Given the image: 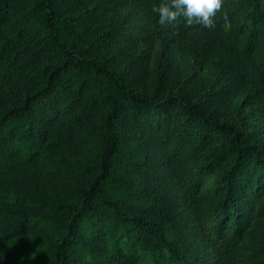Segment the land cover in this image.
Instances as JSON below:
<instances>
[{
  "label": "trees",
  "instance_id": "obj_1",
  "mask_svg": "<svg viewBox=\"0 0 264 264\" xmlns=\"http://www.w3.org/2000/svg\"><path fill=\"white\" fill-rule=\"evenodd\" d=\"M158 2L0 0V264H264V0Z\"/></svg>",
  "mask_w": 264,
  "mask_h": 264
},
{
  "label": "clouds",
  "instance_id": "obj_2",
  "mask_svg": "<svg viewBox=\"0 0 264 264\" xmlns=\"http://www.w3.org/2000/svg\"><path fill=\"white\" fill-rule=\"evenodd\" d=\"M224 0H159L154 3L152 11L158 16V23L173 24L182 18L186 26H197L204 32L216 28L218 17L223 19L225 30L231 27V21L222 15Z\"/></svg>",
  "mask_w": 264,
  "mask_h": 264
},
{
  "label": "rangeland",
  "instance_id": "obj_3",
  "mask_svg": "<svg viewBox=\"0 0 264 264\" xmlns=\"http://www.w3.org/2000/svg\"><path fill=\"white\" fill-rule=\"evenodd\" d=\"M157 51H160V57H162L163 64L166 65L169 63L172 67V75H170V77H172L173 74H178L182 80L193 77L200 82L212 81L213 76L208 64H193L189 56L183 52L182 45L180 46L177 44L171 46L170 48L160 46ZM158 66L160 67V65Z\"/></svg>",
  "mask_w": 264,
  "mask_h": 264
}]
</instances>
